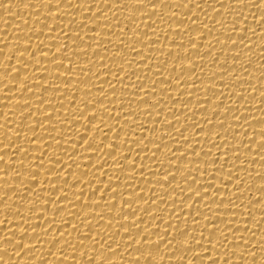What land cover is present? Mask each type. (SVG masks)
Instances as JSON below:
<instances>
[{
    "label": "bare ground",
    "instance_id": "bare-ground-1",
    "mask_svg": "<svg viewBox=\"0 0 264 264\" xmlns=\"http://www.w3.org/2000/svg\"><path fill=\"white\" fill-rule=\"evenodd\" d=\"M0 264H264V0H0Z\"/></svg>",
    "mask_w": 264,
    "mask_h": 264
},
{
    "label": "snow or ice",
    "instance_id": "snow-or-ice-1",
    "mask_svg": "<svg viewBox=\"0 0 264 264\" xmlns=\"http://www.w3.org/2000/svg\"><path fill=\"white\" fill-rule=\"evenodd\" d=\"M0 159H2V157H0Z\"/></svg>",
    "mask_w": 264,
    "mask_h": 264
}]
</instances>
